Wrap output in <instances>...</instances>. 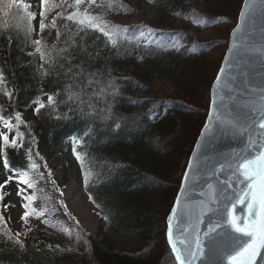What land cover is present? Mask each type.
<instances>
[{"label": "trees", "instance_id": "trees-1", "mask_svg": "<svg viewBox=\"0 0 264 264\" xmlns=\"http://www.w3.org/2000/svg\"><path fill=\"white\" fill-rule=\"evenodd\" d=\"M148 1L154 23L126 0H82L78 6L75 0H49L42 8L33 0H0V113L14 126L17 112L33 116L19 127L23 147H5L0 140V177L12 176L5 156L12 170L32 176L45 158L78 154L99 171L85 192L109 238L131 243L127 252L119 251L67 218L74 227L67 248L39 249L18 242L0 223V264H176L166 219L243 0H204L203 6L196 0ZM85 13L98 17L110 35L79 24ZM129 13L135 23L121 20ZM193 29L216 37L198 39ZM37 102L45 105L39 114ZM0 131L10 140L16 134L2 123ZM60 191L51 190L53 197Z\"/></svg>", "mask_w": 264, "mask_h": 264}, {"label": "snow or ice", "instance_id": "snow-or-ice-1", "mask_svg": "<svg viewBox=\"0 0 264 264\" xmlns=\"http://www.w3.org/2000/svg\"><path fill=\"white\" fill-rule=\"evenodd\" d=\"M75 3L78 6L82 3V0H75ZM91 3H95V0H91ZM41 4L47 6L49 0H41ZM12 6V3L6 5L8 8ZM24 7L27 8L29 6L24 5ZM245 7H248V5L246 4ZM45 13L46 9L40 12L42 20L39 27L41 31L46 27L43 22ZM29 15L31 18H35V14L29 13ZM77 15L79 14L69 15L67 19L74 20ZM243 17L244 14L242 13L241 19ZM98 20V17L85 13L83 18L78 20V23L83 25L87 22L92 27L103 32L104 35H110V32L106 31L107 25L102 26L97 23ZM115 31L119 32L121 30L116 29ZM148 31L151 32L150 29ZM34 43L40 45L41 40H35ZM36 50L40 51V48ZM223 74V70H221L220 75L222 76ZM3 79V73L0 72V83H3ZM219 79L218 77L217 83H219ZM7 95L11 97L12 93L9 92ZM69 98L71 99L72 97L70 96ZM48 103H53V97L50 96L48 98ZM37 104L35 111L39 114L40 109L44 108L45 105L40 102H37ZM15 121L16 124L14 126L11 118H5L0 113V123L3 124L9 133L13 131L14 127L16 128V134L11 140L8 134L0 133V140H2L5 147H23V135L19 131V127L24 122L18 112L15 114ZM258 127L259 129H264V120L259 122ZM18 140L21 143H18ZM74 142L79 143L80 141L76 140ZM28 155L31 157V149H29ZM36 155L39 156V153L37 152ZM77 160H80L78 154ZM4 167L12 171V176L23 177L28 175L26 171L17 173L12 170L6 156L4 158ZM225 167L230 169V175L220 180V185H226L227 189L231 191H227L211 182L213 176L218 180L220 179V174ZM199 171L198 166L194 167L190 163L189 171L185 175V183H188L190 174L196 175ZM50 175L51 173H49ZM12 176L4 184H7L12 179ZM18 183L25 184L28 188L33 187V183L27 179H19ZM3 187L4 185L0 184V188ZM205 188L207 193L201 191L199 195H207V198L195 203L186 210L190 223L187 229H180L182 239L176 240L174 237L173 220L175 219L178 224H182L185 214L181 213L178 216L174 208L169 218L168 243L171 246L172 253L175 255L177 264H197V261H200L205 255L209 257L208 264H216L212 257H215L218 252L227 258L228 264H264V142L251 144L238 159H233L227 164H220L219 170L213 168L208 176ZM189 190L195 191L191 185H189ZM23 191L24 189H20L17 194L20 195ZM2 199L3 196L0 195V200ZM25 199L31 200L32 198L25 197ZM22 206L25 211L21 218L27 222L29 218L28 204L24 203ZM209 214H211L209 226L206 231L201 233L199 225L204 223V216ZM2 219L3 217L0 216V220Z\"/></svg>", "mask_w": 264, "mask_h": 264}, {"label": "water", "instance_id": "water-1", "mask_svg": "<svg viewBox=\"0 0 264 264\" xmlns=\"http://www.w3.org/2000/svg\"><path fill=\"white\" fill-rule=\"evenodd\" d=\"M246 4L248 7H245ZM221 70L224 73L222 76ZM262 113H264V0H243L237 25L230 33L228 48L211 86L207 118L166 219L167 243L168 222L173 209H176L178 216L181 213L185 214L182 224L173 220L174 237L179 240L183 238L180 229H187L190 223L186 210L207 198V195L202 196L199 193L201 191L207 193L205 185L213 168L219 170L220 164L238 159L251 144L264 142V129L258 127L259 122L264 120ZM190 163L194 167L198 166L200 171L196 175L190 174L186 184L185 175L189 171ZM229 175L230 169L225 167L220 179L213 176L211 182L231 191L226 185H220V180ZM189 185L195 189L194 192L189 190ZM210 217L211 214L204 216V223L199 225L201 233L207 230ZM168 246L171 250L169 243ZM172 255L175 259V255L173 253ZM212 259L216 264H228L227 258L220 252ZM208 261L209 257L205 255L197 264H208Z\"/></svg>", "mask_w": 264, "mask_h": 264}, {"label": "rangeland", "instance_id": "rangeland-1", "mask_svg": "<svg viewBox=\"0 0 264 264\" xmlns=\"http://www.w3.org/2000/svg\"><path fill=\"white\" fill-rule=\"evenodd\" d=\"M126 1L141 18L149 23L155 22L156 13L148 0ZM196 2L203 6L204 0ZM33 4L42 8L41 0H33ZM136 19L130 13L123 14L121 18L126 23H135ZM191 31L202 40L216 37L211 31ZM160 84L164 89L168 88L166 81ZM20 116L24 121L33 117L23 114ZM0 133L5 134L4 131ZM114 161L111 159L112 163ZM33 173L32 176L12 178L7 184L4 182L9 177H0V184L4 185L0 188V195L3 196L0 200V213L3 217L0 223L18 242H29L39 249H66L69 237L74 233V227L67 219L70 218L89 234H97L103 240L111 242L117 250L127 252L130 249V242L109 238L106 222L97 216L95 203L85 192L88 179L99 175L96 167L81 157L77 160V155L69 152L59 159L45 158L39 167L33 169ZM19 179L31 181L33 187L28 188L27 185L18 183ZM56 187H60L61 191L58 197H53L51 190ZM20 189L24 191L18 195ZM25 197L32 199L26 200ZM24 203L28 204L27 222L21 218L25 211L22 206Z\"/></svg>", "mask_w": 264, "mask_h": 264}]
</instances>
